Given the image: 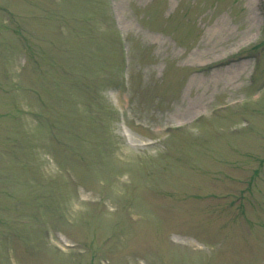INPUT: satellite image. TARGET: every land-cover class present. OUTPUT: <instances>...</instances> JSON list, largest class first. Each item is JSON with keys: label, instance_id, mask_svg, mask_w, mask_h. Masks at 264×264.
<instances>
[{"label": "rangeland", "instance_id": "374dc122", "mask_svg": "<svg viewBox=\"0 0 264 264\" xmlns=\"http://www.w3.org/2000/svg\"><path fill=\"white\" fill-rule=\"evenodd\" d=\"M0 264H264V0H0Z\"/></svg>", "mask_w": 264, "mask_h": 264}]
</instances>
